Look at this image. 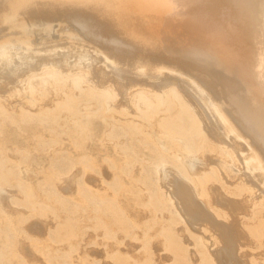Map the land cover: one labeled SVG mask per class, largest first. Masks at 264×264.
Segmentation results:
<instances>
[{
	"label": "bare ground",
	"instance_id": "obj_1",
	"mask_svg": "<svg viewBox=\"0 0 264 264\" xmlns=\"http://www.w3.org/2000/svg\"><path fill=\"white\" fill-rule=\"evenodd\" d=\"M1 81L0 264H264V0H0Z\"/></svg>",
	"mask_w": 264,
	"mask_h": 264
},
{
	"label": "rangeland",
	"instance_id": "obj_2",
	"mask_svg": "<svg viewBox=\"0 0 264 264\" xmlns=\"http://www.w3.org/2000/svg\"><path fill=\"white\" fill-rule=\"evenodd\" d=\"M48 40H50V41H48ZM48 40H46L47 41V43L48 42H51V39H48ZM62 41V40H61ZM124 46H125V49H124V51H122V53L120 54L118 51H120V50H117V49H114V51H116V52H114L113 51V53L115 54L116 53V57H118L120 60L121 59H123L124 61H126V59H127V61H128V63L130 62H132V59L138 54V49H137V47L136 46H133V45H129V44H124ZM117 52H118V54H117ZM121 52V51H120ZM120 57H119V56ZM148 55H149V57H151V59L152 60H154V61H166V62H170L171 61V59L167 56V54H165V53H163V52H157V51H149L148 52ZM126 56V57H125ZM128 57V58H127ZM126 61V62H127ZM129 63V64H130ZM129 66H131V64L129 65ZM12 78V77H11ZM10 77L7 79V80H5V81H9V84L11 83V82H13L14 80V78H12L11 79ZM9 79H11V80H9ZM5 81H1L0 82V84L3 82H5ZM2 83V84H3ZM5 85H6V83H5ZM99 129V128H98ZM13 141H14V139H13ZM17 143H20L21 144V142L20 141H17ZM90 147H91V149H92V151H93V153H94V157L95 158H99V155H101V154H103V153H105V152H107V150H106V148H103V147H100V146H98V145H96L95 143H92V145H90ZM98 156V157H97ZM33 161H35L36 163H38V162H43L44 161V159L43 158H41V157H39V156H34V158H33ZM102 171H103V174L106 176V177H108L109 175H108V169L105 167V166H102ZM76 176H78V173L76 174ZM75 176V177H76ZM89 177H90V181L92 182V184L95 186V187H100V182H99V180L96 178V177H92V175H88ZM8 190H13V188H7ZM6 203H5V202ZM3 203H5L4 204V207L6 208V209H10V207H9V203H8V201L7 200H3ZM8 204V205H7ZM33 222H35V221H33ZM38 222L36 221L35 223H32V224H34V225H32V232H35V233H37V234H39V236H42V234H43V231H44V229H45V227L44 226H46V224L45 223H38ZM49 223V222H48ZM36 225H38V226H36ZM90 239H92V237L91 236H87V239L86 240H90ZM128 246H129V248H133L134 246L132 245V244H128ZM100 247L99 246H95V245H91L90 243L88 244H83L82 245V251L83 252H85V251H87V252H89V253H91L92 255H97V256H101L102 254H101V252L99 251H97L98 249H99ZM29 253H31V254H34V255H36L34 252L32 253V252H29ZM37 256V255H36ZM30 257V259H31V263L32 264H41V261L39 262V261H36V258L34 259V258H32V255H30L29 256ZM101 258V257H100ZM245 259H247V257H244ZM101 261H102V259H100Z\"/></svg>",
	"mask_w": 264,
	"mask_h": 264
}]
</instances>
